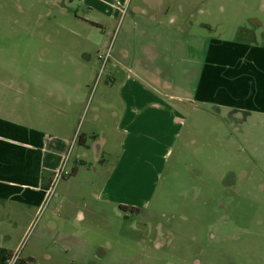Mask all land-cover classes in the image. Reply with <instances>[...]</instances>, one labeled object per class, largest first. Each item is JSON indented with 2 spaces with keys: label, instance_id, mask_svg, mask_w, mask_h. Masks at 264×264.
I'll return each instance as SVG.
<instances>
[{
  "label": "rangeland",
  "instance_id": "1",
  "mask_svg": "<svg viewBox=\"0 0 264 264\" xmlns=\"http://www.w3.org/2000/svg\"><path fill=\"white\" fill-rule=\"evenodd\" d=\"M174 1L190 15L180 17L177 34L165 32L160 37L163 40L151 36L162 47V60L143 58V67L160 68L162 77L169 80V95L188 82H197L199 64L195 62L204 48V41L197 36L264 43V0ZM136 6L144 7L132 0L125 24ZM67 7L71 12L77 9L69 1ZM79 9L84 17L83 7ZM67 11L55 0H0V104H4L1 108L6 115H10L14 98L22 101L29 91L51 86L53 74L46 69L47 60L59 64L60 60H72L59 49L62 35L58 25L74 22ZM91 17L102 27L86 28L87 35L94 43H101L99 46L110 47L112 59H117L114 52L123 46L129 47L130 57L134 52L139 57L144 54V38L128 41L135 30L126 40L125 24L119 34L121 22L112 28V23L98 13ZM67 48L69 52L72 49ZM169 52L190 60H180L171 67L166 63ZM126 66L131 68L132 64L126 61ZM193 115L183 136L193 142L180 156L179 150L173 155L160 180L152 173L147 175L146 170L114 177V181L132 187L130 192L150 189L152 197L148 198L150 192L143 194L142 202L146 198L148 204L138 216L94 198L118 156L110 158L107 168L89 158L91 165L81 167L77 176H64L59 181L57 186L71 187L72 196L67 200L72 198L71 203H75L65 218L70 222V235L57 245L65 251L59 264H264V117L253 115L240 125L232 115L223 119L200 112ZM69 127L67 133H75L76 129ZM217 127L218 132L214 131ZM129 166L126 173L131 171ZM72 167L73 159L68 170ZM49 213L46 205L22 247L28 243L26 250H32L37 243V258L43 255L40 246L45 241L42 216ZM80 214L85 220H80ZM75 228L89 232L71 235Z\"/></svg>",
  "mask_w": 264,
  "mask_h": 264
},
{
  "label": "crops",
  "instance_id": "2",
  "mask_svg": "<svg viewBox=\"0 0 264 264\" xmlns=\"http://www.w3.org/2000/svg\"><path fill=\"white\" fill-rule=\"evenodd\" d=\"M55 1L67 8L68 17L74 21L58 25L62 35L59 49L72 60H60V64L47 60L46 69L53 74L51 86L29 91L22 101L20 97L14 98L10 115L5 114L1 108L4 104H0V249L10 254L20 252L21 260L28 264L62 261L65 251L57 245L70 235L67 229L70 222L65 218H69L66 213L73 204L72 198L67 200L72 191L69 193L68 185L57 184L56 188L54 182L75 137L78 140L66 164L67 176L74 168L77 176L81 167L91 165L89 158L107 168L110 158L118 156L116 166L110 167L106 183L94 198L108 206L144 210L148 202L145 196L142 202V196L150 189L130 192L128 189L132 187L124 181H114V177L146 170L147 175L152 173L160 180L173 155L179 150L180 156L193 142L183 136L188 118L194 117L195 112L222 119L232 115L240 125L253 119V115L264 117V43L253 39L205 40L197 36L204 41L200 58L192 61L199 64L197 82L195 85L188 82L169 95L166 91L169 80L162 77L160 68L143 67V58L162 60V47L151 36L163 40L160 37L165 32L177 34L180 17L190 15L177 8L176 1L138 0L144 7H134L126 24L127 7L132 0ZM67 1L77 5L74 12L67 7ZM80 6L84 17L78 13ZM93 13L106 18L112 28L122 23L119 34L125 24L126 40L129 32L135 30L128 41L144 38V54L139 57L134 52L130 57L129 47L123 46L114 52L117 59L110 54L108 60H103L101 57L108 48L94 43L87 35L86 28L102 27L100 21L92 19ZM67 46L72 48L70 52ZM167 54L166 63L171 67L181 63L180 60H190L174 57L173 52ZM126 61L138 71L127 67ZM68 126L75 128V133H67ZM214 131L218 132V127ZM72 159L75 167L69 171ZM129 165L131 171L126 173ZM136 193L138 196H134ZM149 196L152 197L151 192ZM46 205L50 213L42 216L43 255L37 258V243L32 250H26L28 243L22 247ZM80 220H85L81 214ZM88 232L75 228L71 235Z\"/></svg>",
  "mask_w": 264,
  "mask_h": 264
},
{
  "label": "built area",
  "instance_id": "3",
  "mask_svg": "<svg viewBox=\"0 0 264 264\" xmlns=\"http://www.w3.org/2000/svg\"><path fill=\"white\" fill-rule=\"evenodd\" d=\"M111 50L110 48H108L105 52V54L101 57L103 60H108L109 56H110ZM78 138L75 137L73 144L71 145V149L69 150L67 156L65 157L61 170L58 172V174L55 177V182H54V187H56V185L59 183V181L64 177L67 176L68 173L66 171V164L69 160L71 151H72V146L77 142ZM21 261V257H20V252H16L14 254L11 255L10 259L7 261L6 264H19V262Z\"/></svg>",
  "mask_w": 264,
  "mask_h": 264
},
{
  "label": "trees",
  "instance_id": "4",
  "mask_svg": "<svg viewBox=\"0 0 264 264\" xmlns=\"http://www.w3.org/2000/svg\"><path fill=\"white\" fill-rule=\"evenodd\" d=\"M77 169L74 168L72 172L70 173V176L73 177L76 175ZM12 254L7 252L6 250L0 249V264H6L7 261L10 259ZM19 264H28V262L21 260Z\"/></svg>",
  "mask_w": 264,
  "mask_h": 264
},
{
  "label": "flooded vegetation",
  "instance_id": "5",
  "mask_svg": "<svg viewBox=\"0 0 264 264\" xmlns=\"http://www.w3.org/2000/svg\"><path fill=\"white\" fill-rule=\"evenodd\" d=\"M254 24H257V25L259 26V24H258L257 22L254 23ZM118 208H119V210H120L121 212L129 213V214H132V215H134V216H138V215H140V214L142 213L141 210L136 209V208H129V207H126V206H119ZM126 217H127V216H126Z\"/></svg>",
  "mask_w": 264,
  "mask_h": 264
}]
</instances>
